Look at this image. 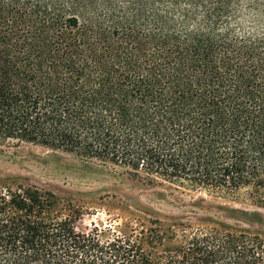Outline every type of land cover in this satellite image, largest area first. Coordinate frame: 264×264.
Listing matches in <instances>:
<instances>
[{"label": "trees", "instance_id": "16d2710c", "mask_svg": "<svg viewBox=\"0 0 264 264\" xmlns=\"http://www.w3.org/2000/svg\"><path fill=\"white\" fill-rule=\"evenodd\" d=\"M11 141L264 207V0H0ZM62 206L0 185V264H264L259 234L221 225L153 252L146 231L103 240Z\"/></svg>", "mask_w": 264, "mask_h": 264}, {"label": "rangeland", "instance_id": "374dc122", "mask_svg": "<svg viewBox=\"0 0 264 264\" xmlns=\"http://www.w3.org/2000/svg\"><path fill=\"white\" fill-rule=\"evenodd\" d=\"M5 184L54 193L66 205L63 212L75 217L77 230L97 229L103 240L144 230L149 236L143 246L153 252L198 229L221 225L264 237V207L246 200L244 193L148 184L112 164L33 143L0 145V185Z\"/></svg>", "mask_w": 264, "mask_h": 264}]
</instances>
